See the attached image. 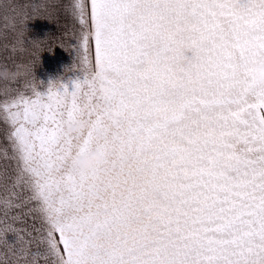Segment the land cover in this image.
Returning a JSON list of instances; mask_svg holds the SVG:
<instances>
[{
  "label": "snow or ice",
  "instance_id": "snow-or-ice-1",
  "mask_svg": "<svg viewBox=\"0 0 264 264\" xmlns=\"http://www.w3.org/2000/svg\"><path fill=\"white\" fill-rule=\"evenodd\" d=\"M67 8L83 71L0 91V264H264V0Z\"/></svg>",
  "mask_w": 264,
  "mask_h": 264
},
{
  "label": "crops",
  "instance_id": "crops-1",
  "mask_svg": "<svg viewBox=\"0 0 264 264\" xmlns=\"http://www.w3.org/2000/svg\"><path fill=\"white\" fill-rule=\"evenodd\" d=\"M68 4L69 0H0V67L22 72L11 84L0 81V91L23 90L33 76L46 85L58 77L74 75L70 68L83 71L84 66L78 63L83 53L74 52L79 44V26Z\"/></svg>",
  "mask_w": 264,
  "mask_h": 264
},
{
  "label": "clouds",
  "instance_id": "clouds-1",
  "mask_svg": "<svg viewBox=\"0 0 264 264\" xmlns=\"http://www.w3.org/2000/svg\"><path fill=\"white\" fill-rule=\"evenodd\" d=\"M252 71L255 81L260 85H264V62L256 64ZM21 74L22 72L19 69L13 70L5 66L0 67V81H13ZM88 129V120L81 116H77L71 122L65 124L66 132L75 137L86 134ZM106 159V151L97 148L93 144L85 154L74 156L69 162V168L74 174H88L103 165Z\"/></svg>",
  "mask_w": 264,
  "mask_h": 264
},
{
  "label": "rangeland",
  "instance_id": "rangeland-1",
  "mask_svg": "<svg viewBox=\"0 0 264 264\" xmlns=\"http://www.w3.org/2000/svg\"><path fill=\"white\" fill-rule=\"evenodd\" d=\"M4 128H5L4 125L0 124V144L4 143L3 135L6 132L4 130ZM5 167L7 168V172L9 174H11L14 170L13 165H11L8 161H6L2 157H0V170H3ZM0 191H2V190H0ZM31 224H32L31 219H28L26 224H18L17 227L18 228L31 227ZM9 239H11V237H9Z\"/></svg>",
  "mask_w": 264,
  "mask_h": 264
}]
</instances>
